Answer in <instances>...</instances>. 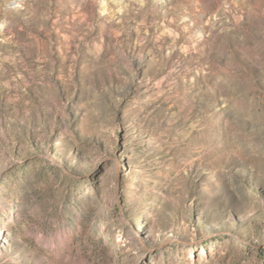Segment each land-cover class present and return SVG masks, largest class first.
<instances>
[{
    "label": "rangeland",
    "instance_id": "rangeland-1",
    "mask_svg": "<svg viewBox=\"0 0 264 264\" xmlns=\"http://www.w3.org/2000/svg\"><path fill=\"white\" fill-rule=\"evenodd\" d=\"M0 264H264V0H0Z\"/></svg>",
    "mask_w": 264,
    "mask_h": 264
}]
</instances>
